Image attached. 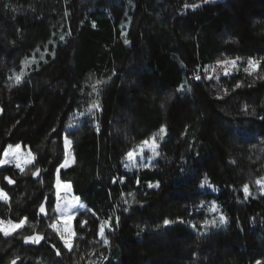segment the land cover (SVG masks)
<instances>
[{"label": "trees", "instance_id": "1", "mask_svg": "<svg viewBox=\"0 0 264 264\" xmlns=\"http://www.w3.org/2000/svg\"><path fill=\"white\" fill-rule=\"evenodd\" d=\"M202 1L0 0V155L22 144L35 157L23 171L0 169V219L26 221L0 234V264H264V185L242 191L264 177V0L184 11ZM237 57L261 66L192 77ZM74 114L79 127L66 132ZM162 125L156 165L123 172L126 154ZM64 136L74 163L60 179L88 208L69 249L50 229ZM201 202L218 213L197 212Z\"/></svg>", "mask_w": 264, "mask_h": 264}, {"label": "rangeland", "instance_id": "2", "mask_svg": "<svg viewBox=\"0 0 264 264\" xmlns=\"http://www.w3.org/2000/svg\"><path fill=\"white\" fill-rule=\"evenodd\" d=\"M227 0H203L199 4H187L184 7V11L190 10L194 11L202 6H215L220 3H224ZM222 60H235L234 58H224ZM243 67L244 71L245 68L248 67V63L245 62L244 64L241 62V60L237 61L236 67L233 68L231 65H225V64H220L217 62H214L211 64L209 67H204L202 70L195 72L192 77L196 79V77H200V79L204 82H210L213 80L220 79L222 77H227L231 74H233L235 71H237L239 68ZM229 69L230 74L225 75V69ZM249 73V72H248ZM254 73V72H252ZM199 80V79H197ZM78 117V116H77ZM73 117L71 119V122L73 120H79L80 118L78 117ZM74 125V124H73ZM75 126H69L66 128V131L74 130ZM236 133H238V130H235ZM165 135V134H164ZM163 135V137H164ZM165 138V137H164ZM164 138H161V134L159 130L152 135L151 137L142 140L140 143H138L135 148L131 151L132 156L129 157L127 156L123 162V172L131 173L132 171L135 170H145L141 165L142 164H148L149 167L147 169L153 168L157 160L160 158V149L159 146L164 140ZM148 141V144H145L144 141ZM65 141L71 142L68 138H64L62 140L63 142V157L62 161L57 168V171L59 172L60 169L66 168L62 167V165L67 161L68 166H70L74 162V155H73V144L72 142L70 143L69 147H65ZM155 142V147L153 148L151 145ZM17 145V144H16ZM16 145H7L4 147L3 151L1 152L0 155V161H3V163H0V169L6 166L13 165L14 167H17L19 169H25L28 165L34 164V157L32 156V153L30 152V149L28 146L20 145V148L17 149ZM5 149H7V154L5 155ZM19 165V167H18ZM19 170V171H22ZM57 172V173H58ZM59 178L56 176V182H55V191H54V196H55V209H54V220L50 224V228L52 231L59 237L63 245L69 249L71 248L75 238H76V231L74 229V224L77 219H79L80 215L83 213H86V206L84 205L83 201H81L78 197H75L72 193V189L69 191L68 188L65 186H70L68 183H63L59 180L60 182V195L59 199H57L56 196V184ZM124 181L120 179V182ZM247 185V192H245L244 188L245 185L242 187V191L245 197H251V196H256L262 193V187L264 185V177L261 179H256V180H250ZM71 188V186H70ZM203 188V187H202ZM149 189H154V188H149ZM4 192V191H3ZM5 194V192H4ZM75 198V199H74ZM5 199L0 196V201H4ZM7 201V200H6ZM72 201V203L69 205L67 202ZM83 205L84 207H81ZM213 206L214 204L209 203V205H203V207H199L197 209V212L200 210H207L209 212H216L218 213V208L216 207L217 211H213ZM71 216L72 219L69 222L67 220V217ZM4 221V224H0V234H2L4 237H7L3 234L2 229L7 226V222L11 220H2ZM82 221H84L82 219ZM13 224L19 223V222H14L11 221ZM81 223V219L80 222ZM54 225V226H53ZM26 226V221L24 225L21 228L15 229L10 233L12 235L13 233L21 230L23 227ZM195 233L197 230L194 231ZM8 235V236H10ZM67 240V245L65 241Z\"/></svg>", "mask_w": 264, "mask_h": 264}, {"label": "snow or ice", "instance_id": "3", "mask_svg": "<svg viewBox=\"0 0 264 264\" xmlns=\"http://www.w3.org/2000/svg\"><path fill=\"white\" fill-rule=\"evenodd\" d=\"M64 39H65L64 36H61V37H60V40H61V41H63ZM125 43L127 44V43H129V42H128L127 40H125ZM53 55H54V53H53ZM41 58H43V57H41ZM239 59H240V57H237L235 60H219V61H217V63L225 64V65H231L233 68H235V67H236V64H237V61H238ZM261 59H264V58H261ZM247 63H248V67L245 68V71H246V72H249L250 74H251L252 72H255V71L261 66V65H260V60H253V59H251V58L248 59ZM229 74H230L229 69L226 68V69H225V75H229ZM262 78H264V77H262ZM109 79H111V77H109ZM196 79H200V77H196ZM15 80H16V83L19 84V83L21 82V76H20V75H17V76L15 77ZM101 83H102V82H101L100 80H97V81H96V84H101ZM103 83H104V84H107L108 81H103ZM240 86H241V85H240L239 83H237L235 87H236V88H239ZM95 90H96V89H95V87H94V88H93V91H95ZM92 107H94V108H99L100 106H99V104H93ZM53 131H55V130H53ZM166 131H167L166 127L162 125V126L160 127V129H159V132H160V134H161V138H163V135L166 134ZM70 143H71V142H69V141H65V147H69ZM144 143H145V144H148V141L146 140V141H144ZM151 146H152L153 148L155 147V142H154V141H153V143H152ZM16 148L19 149V148H20V145L17 144V145H16ZM6 154H7V149H5V155H6ZM128 156L131 157V156H132V152H129V153H128ZM0 163H3V161H0ZM67 166H68V162L66 161V162L62 165V167H67ZM141 166H142L143 168H145V169H147V168L149 167L148 164H142ZM18 167H19V165H18ZM21 170H22V169H21ZM33 175L35 176L36 173H33ZM4 180H6L9 184H13V183H15V181H13L12 179H10V178L7 177V176L4 177ZM121 180H123V177H121ZM203 183L207 184V183H208L207 179H205ZM137 184H139V179L137 180ZM159 186H160V185H159V182H157L156 184H152L151 182H149V184H148V188H159ZM65 187L68 188L69 191L71 190L70 186H67V185H66ZM244 190H245V192H247V185H245ZM59 195H60V182H59V180H58V181H57V184H56V196H57V199H59ZM0 196H2L5 200H7V196L4 194L2 188H0ZM46 199H47V198H46ZM74 199H75V198H74ZM67 203L70 205V204L72 203V201H68ZM81 207H84V206L81 205ZM201 207H203V202H201ZM89 211H91V210H89ZM125 211H127V209H125ZM213 211H217L215 205L213 206ZM39 212H40V213H44V212H45V205H44V203H41V205H40V207H39ZM71 219H72L71 216L67 217V220H68L69 222L71 221ZM180 222H183V221H180ZM24 223H25V219H20V220H19V223H15V224H13L11 221L7 222V226L4 227V228L2 229L3 234H4L5 236L10 235V233H11L12 231H14L15 229L21 228V227L24 225ZM105 223H107V222H105ZM117 223H118V218H117ZM171 223H172V221H170V220H168V219H165V220L163 221V224H164L165 226H168V225H170ZM219 223H220V224H224V223H226V219H225V217H224L222 214H221L220 217H219ZM0 224H4V221L0 220ZM204 224H205V226H210V227H217V226H218V225L216 224L215 221H208V220H205V221H204ZM53 226H54V225H53ZM191 227L195 228L196 225H195V224H192ZM103 232H104V227L101 226L100 233H99V234L101 235V237H103ZM39 239H40V237H26V238H25V242L31 241V242H33V243H37V242L39 241ZM104 242H105V243H108L107 239H105ZM65 243H66V245H67V240L65 241ZM58 254H59V253H58ZM18 259H19V257H16L15 259H13V260L10 262V264H17V260H18ZM104 259H107V257H105ZM256 264H261V261L257 260V261H256Z\"/></svg>", "mask_w": 264, "mask_h": 264}, {"label": "crops", "instance_id": "4", "mask_svg": "<svg viewBox=\"0 0 264 264\" xmlns=\"http://www.w3.org/2000/svg\"><path fill=\"white\" fill-rule=\"evenodd\" d=\"M6 201V200H5Z\"/></svg>", "mask_w": 264, "mask_h": 264}]
</instances>
